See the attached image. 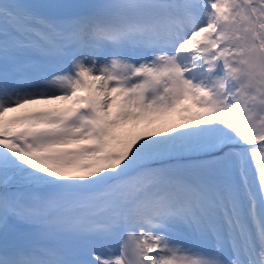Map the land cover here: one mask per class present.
Wrapping results in <instances>:
<instances>
[{
  "label": "snow or ice",
  "instance_id": "snow-or-ice-1",
  "mask_svg": "<svg viewBox=\"0 0 264 264\" xmlns=\"http://www.w3.org/2000/svg\"><path fill=\"white\" fill-rule=\"evenodd\" d=\"M0 264H264V0H0Z\"/></svg>",
  "mask_w": 264,
  "mask_h": 264
},
{
  "label": "rangeland",
  "instance_id": "rangeland-1",
  "mask_svg": "<svg viewBox=\"0 0 264 264\" xmlns=\"http://www.w3.org/2000/svg\"><path fill=\"white\" fill-rule=\"evenodd\" d=\"M49 108H50V104H48ZM60 104L56 105V107H60L59 106ZM31 106V105H30ZM46 105H41V107H38L39 109H43ZM9 115H12V114H9ZM150 130H159V131H166L165 128H162L159 124H152V125H147V124H144V123H141L139 124L138 126L135 127L134 131L135 133L137 134H144L146 133L147 131H150Z\"/></svg>",
  "mask_w": 264,
  "mask_h": 264
},
{
  "label": "bare ground",
  "instance_id": "bare-ground-1",
  "mask_svg": "<svg viewBox=\"0 0 264 264\" xmlns=\"http://www.w3.org/2000/svg\"><path fill=\"white\" fill-rule=\"evenodd\" d=\"M37 105H40V104H37ZM32 106V105H31ZM31 106H29V107H31Z\"/></svg>",
  "mask_w": 264,
  "mask_h": 264
}]
</instances>
